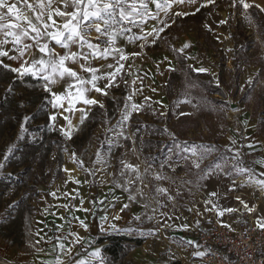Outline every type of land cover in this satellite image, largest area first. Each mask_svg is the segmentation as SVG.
Wrapping results in <instances>:
<instances>
[{"label": "rangeland", "instance_id": "374dc122", "mask_svg": "<svg viewBox=\"0 0 264 264\" xmlns=\"http://www.w3.org/2000/svg\"><path fill=\"white\" fill-rule=\"evenodd\" d=\"M218 1L220 3L214 9L213 3L202 2L199 7L181 12L188 15H176L175 24L159 26L163 27L164 31L159 34V38L162 39H158L156 45L163 41L171 45L178 40L186 41L190 47L186 48L183 54L191 63L187 65L191 68L193 66V70L201 67L208 69L207 72L194 70L202 74L200 78H196L198 80L196 83L191 81L192 74L187 66L185 69L180 67L178 72L181 76L177 79L178 74L174 75L176 78L172 77L174 80L170 86L167 85L169 72L163 83L142 84L138 87L142 88L140 92L133 93L129 84L124 82L112 89L113 95L104 109L95 110V114L101 116L103 121L98 122L99 128H102V123L105 125L106 121L111 122L113 118L118 122L124 111L125 101L131 94L133 98L129 103L143 107L140 111L132 113L125 122L123 131L126 128L130 129L131 123L132 125L134 122L137 123L138 118L150 123L160 119L159 122L167 130L162 146L167 147L169 144L170 147L157 162H149L143 153H140L141 158L136 161L131 158L125 161L124 151L131 149L133 141L137 144L138 140L142 142L141 139H144L146 134L144 131L140 133V139L136 136L138 130H134L136 132H133L132 139L128 138L119 145H112L108 138L109 131L105 128L103 133L96 134L98 124L95 125L93 132H89L92 122L90 117H87L84 124L78 125V130L73 131L71 139H68L49 119L45 123L46 116L49 117L50 96L43 91L40 81L30 77L20 80L16 75H8L7 80L0 82V163L5 164V167L0 169L1 235L14 241L21 238L25 217L21 221L18 214L25 209L27 211L24 210V215L32 216L41 207L36 188L32 186L35 172L42 178H46L48 172L56 177L48 178L46 183L59 181L58 177H63L60 166L63 161L65 163L68 160L83 173L87 191L90 193L88 197L91 196L93 201L95 198L98 205L101 204L100 201H103L102 205H114L115 199H118L129 205L125 209L127 213H131L132 209L141 212L140 215L134 214L135 217H140L139 220L134 219L128 225L124 223L122 226L123 229H133L131 234L125 231L117 233L125 232L128 236L142 238L143 241L152 238L154 245L163 247L161 252H158L159 257L165 253L164 260H172L170 264L181 263L177 259L179 251H183L181 247L196 244L194 232L204 228L202 225H207L213 220L234 224L241 218H247L249 212L241 201L255 209L249 213L254 221L264 222V191L246 183V175L239 176L234 172L226 175L232 171V164L238 163L237 161L228 159L222 172H214L205 177V170L211 165L216 162L223 163L222 158L234 155L229 149L240 147L243 159L241 166L252 168L258 179H264V176H259L262 172L261 165L255 163L263 160L260 150L255 148V145L249 148L244 137L246 126L244 122L248 123L250 120L257 124L256 128L261 136H264L263 29L253 17L250 8L245 10L239 4L235 8L230 7L232 0ZM246 2L252 3L253 7L255 4L264 7V0ZM202 4L205 6L201 7ZM197 8L199 11H196ZM222 20L227 22L221 24ZM132 30L137 31L136 28ZM184 44H179L180 48ZM209 77L214 85L225 90V96L219 93L209 94L203 87V83L210 80ZM249 77L253 78L251 85L247 83ZM9 86L13 88L12 94H6ZM167 94L170 96V103ZM145 97L150 99L145 100ZM230 102L238 103V108L233 109ZM26 116L30 117V120L25 124ZM22 124L27 128V132L24 133L23 139H18ZM44 134L55 142L51 150L48 149V143L41 144L36 154L37 159L31 162L18 153L24 143L37 142ZM174 140L177 141L176 144L181 145L187 142L188 145L211 146L216 151L204 159L197 169L192 161L199 158L173 149L171 145L174 144ZM12 146L14 151L5 161L4 156ZM98 150L103 157L102 163H96ZM176 152L180 155L178 158L175 156ZM72 153L76 154L75 158ZM183 155H188L189 158L182 159ZM76 158L83 161V169L79 163L74 162ZM121 160L138 165L142 174V183L137 180L130 186L132 194L136 195L135 202L129 201L128 192L115 187L116 183L125 182V177L119 174ZM88 170L93 174H89ZM157 175L162 178L156 179ZM46 183L39 186L43 191L46 190L44 188ZM138 189L142 190V196L137 195ZM157 189L167 191L158 192ZM211 193H216V196L210 195ZM206 201L211 203L206 204ZM213 205L216 207L212 211H206ZM228 208L238 211L231 213L225 211L222 217L217 214ZM208 217H211L209 222ZM151 246L153 245L143 247L142 249L146 251L144 253H148L153 248Z\"/></svg>", "mask_w": 264, "mask_h": 264}, {"label": "snow or ice", "instance_id": "6c2138e0", "mask_svg": "<svg viewBox=\"0 0 264 264\" xmlns=\"http://www.w3.org/2000/svg\"><path fill=\"white\" fill-rule=\"evenodd\" d=\"M186 0H0V67L14 73L17 79L23 80L25 77H32L41 82V87L51 99L48 103L52 108L63 109L64 112L73 113L74 111L80 112L79 123L84 124L87 119L88 111L85 108H76L75 105L83 104L85 106L99 105L101 109L104 105L101 101L90 98L87 94L95 91L103 96H107L108 89L119 87V82L124 80L125 62L129 57L139 56L140 53H126L123 48L117 46L119 38L126 39L129 43H135L137 40H142L144 43L140 45L141 48L149 43V37H152L151 44L155 45L159 39V34L164 31L163 27L153 28L152 31L145 32L144 25L149 19L159 20V13L164 12L167 15L168 10L173 3L183 4ZM196 0H187V3H195ZM207 3H215V0H207ZM237 4L241 5L245 10L252 8L253 4L246 2V0H232L230 7L235 8ZM150 5H155L156 12L153 13ZM205 5H201L204 7ZM264 12V7L255 4ZM199 11V8L196 9ZM176 15H188V13H176ZM227 21H220L221 24ZM160 24H165V21L159 20ZM165 26H169L166 25ZM133 28H139L140 34L134 33ZM93 33L95 36L93 37ZM57 47L62 51H57ZM190 44L185 43L183 47L176 50L181 53ZM4 58L9 61L16 62L18 66L13 67L9 63H5ZM111 60V63H104V61ZM167 61V57L164 58ZM97 62V63H93ZM169 71H175L171 67V62L168 61ZM159 71V65H157ZM197 72H207L206 68L194 69ZM163 75V73H161ZM100 82H104L103 87H100ZM253 78L249 77L247 83L251 85ZM64 83L66 85L62 93L53 91V86ZM126 83V81H125ZM132 84L135 85L136 81L133 80ZM142 91V88H134L133 93ZM155 91V89H153ZM13 88L9 86L6 94H12ZM130 94L124 104V111L121 113V118L115 126L119 131L116 132L117 136H124L123 126L131 117L132 113L138 112L143 107L136 103H129L132 101ZM150 99L145 97V100ZM190 102V101H189ZM67 105V106H66ZM62 114V113H61ZM163 115V112H161ZM57 116L52 114L49 116L51 122H55ZM67 121V127H61V134L71 139L73 131L78 128L72 124L69 116H63ZM30 117L24 118L26 124ZM107 123V121H106ZM247 123V122H245ZM107 131H114L110 128ZM27 128L21 125V132L18 139H23L24 133ZM174 136V134H173ZM235 143V141L233 142ZM103 146V144H102ZM176 149L180 153L190 154L192 157H198V160H193V165L199 169L201 162L210 156L216 149L211 146L205 145H188L184 142L183 145L176 144ZM249 148L253 145L249 144ZM67 151V149H64ZM14 146L9 147L4 160L7 161L9 156L13 153ZM234 152L230 158H222L223 163L216 162L205 170V177L214 172H222L227 165L228 159L237 161L238 163L232 164V171L226 173L231 175L234 172L239 176H247L246 183L253 184L260 190L264 191V179H258L252 168L242 167L243 159L239 148L229 149ZM75 158L76 154L72 153ZM188 155H183L182 159L187 160ZM74 162L79 163L83 169V161L78 158ZM103 157L101 151L98 150L96 154V163H102ZM264 167V160L255 161ZM121 169L120 176L125 177L123 184L116 183L115 187L122 188L123 191L129 193V201L135 202L136 195L132 194L131 185L137 180L142 183V174L138 165L127 163L124 160L120 161ZM5 167L4 163H0V169ZM64 171L69 173V169L65 168ZM89 174H93L88 170ZM147 171V169H145ZM127 173V176H126ZM133 176L135 179H133ZM259 176H264V172H260ZM71 178V175H70ZM159 175L156 179H161ZM204 178V177H202ZM80 183V181H75ZM235 183V181H233ZM59 191V189H57ZM112 191V189H110ZM158 192H166V189H157ZM56 197L57 193H50ZM65 198L71 197L75 199L77 196H72L71 193H63ZM137 195H143L142 190H137ZM210 195L216 196V193ZM171 199V197H169ZM239 200L240 198L237 197ZM81 205L83 200L80 201ZM93 205L96 201L91 202ZM103 204V201H100ZM211 203V201H206ZM243 207L249 212L255 209L250 207L246 202L241 201ZM65 210H82L85 213L91 212V208L76 209L75 205L69 204L61 205ZM129 207L124 204L120 209L123 212ZM147 207V205H145ZM216 205L206 211H212ZM192 211V209H189ZM226 212H235L238 209L228 208L219 211L217 214L223 216ZM64 220V216H60ZM73 220L78 221L79 226L87 232L89 225L77 216L72 217ZM120 215H115L112 220H120ZM134 219L139 220L140 217L136 216ZM151 219V217H149ZM109 218L101 216V231L107 232L105 224H108ZM69 223H71L69 221ZM258 227L264 229V222L257 221ZM231 227L230 225H223ZM113 231H125L131 234L133 229H120L116 224L110 225ZM187 228V225L184 226ZM63 224L56 226V232H62ZM38 234V233H37ZM143 234V233H142ZM150 234V233H149ZM69 237L73 239L69 240ZM43 240V237H41ZM85 237L79 235L78 232L69 231L67 235H54L46 242L51 245L52 252L49 255H54V259L41 260L39 264H105V258L102 255V250L97 246L92 251L84 249ZM56 243L53 244L52 241ZM67 241L68 243H65ZM39 243V241H37ZM91 243L90 242V246ZM191 243V242H189ZM77 245L87 252L83 256L81 251H75ZM38 251H43L39 249ZM196 256L203 257L204 252H196ZM77 257H81L77 259ZM35 264V262H34Z\"/></svg>", "mask_w": 264, "mask_h": 264}, {"label": "crops", "instance_id": "0c3cea01", "mask_svg": "<svg viewBox=\"0 0 264 264\" xmlns=\"http://www.w3.org/2000/svg\"><path fill=\"white\" fill-rule=\"evenodd\" d=\"M202 2H207V0H204ZM202 2L196 0L195 3L190 4L187 3L186 0V2L183 4L173 3L171 8L167 12V15H165L164 12L159 13V20L165 21V24L167 25L175 24L176 13H181L186 9L199 7ZM150 8L152 9L153 13L156 12L155 5H150ZM159 20L149 19L147 23L144 25V31L149 32L152 31L153 28H157L161 25H164V24H160ZM136 30L137 31L134 30L132 31L134 33L140 34L141 30L139 28H136ZM94 36L95 33H93V37ZM161 39L162 38H159V40ZM151 40L152 37H149V43L145 47L141 48L140 45L144 43L142 40H137L135 43H129L124 38L118 39L117 46L123 48L126 53H140V55L136 57L130 56L127 62H125L124 80L119 82V86L120 84L126 81V83L129 84L130 90L133 91L134 88H138L142 86V84L152 85V84H156L157 82L163 83L165 81L163 79L167 77L166 75L168 74L167 72H169L170 75L169 80H170L171 73L173 71L168 70L169 67L168 61L171 62V67L174 68L175 70H178L180 68V60L177 58L176 50L180 49L179 44H184L186 41L179 42L178 40V42L176 41L173 45H171L170 43H166L167 41L165 42L163 41L162 43H157V45L156 44L153 45L151 44ZM57 51H62V50L57 47ZM165 57H167V61L164 60ZM185 58L187 59L186 55ZM4 61L5 63L11 64L13 67L18 66L16 62L9 61L7 60V58H4ZM111 62H113L111 58H109V60L107 61H104V63H111ZM187 62L190 63L188 59ZM93 63H97V62H93ZM157 65H159V71L157 70ZM161 73H163V75H161ZM133 80L136 81L135 85L132 84ZM169 80L167 82L168 86H169ZM103 85L104 82H100L99 86L103 87ZM65 87L66 85L64 83H60L53 86V91L57 93H62ZM112 89L113 88L108 89L109 94L107 96H103L99 93H96L95 91H92L87 95L90 98H95L101 101L105 108L106 103L108 104V102L110 101L109 99L113 95L114 91ZM167 96L170 103L171 100L169 94H167ZM75 107L85 108L88 111L87 117H91V115L94 113L97 107H99V105L85 106L83 104H77L75 105ZM48 109H50L49 116L52 114H55L57 116L56 121L51 122V124L57 126L59 131L61 127H67V121L63 119V116H69L74 126L77 127L78 125H80L79 111H74L73 113L64 112L63 109L52 108L50 103ZM99 121H101V116L98 122ZM115 121L116 118H113L111 122H107L105 125L102 123V128H99L100 124H98L97 122L98 126L96 125L97 126L96 134L103 133L104 128L105 130L112 128L114 129V131H109V136H108L109 142L112 145L113 144L119 145L120 143L125 142L126 139H124L123 136L116 135V132L119 131V129L115 128V126L117 125V122ZM237 123L240 124L239 121H237ZM159 124L162 125L160 122ZM256 125L254 124L253 120H250L248 121V123H246V126L244 127L245 142L247 145L249 144L255 145L254 147L260 150L259 152L261 154L262 159L264 160V136H261V133H259V130L256 128ZM133 132L136 131H134L131 123V128L130 129L128 128V130L127 128L125 129L124 136H127L128 138L132 139ZM141 144L142 142L140 140H138V144L134 141L131 143V149L124 151L125 161L129 160L130 158L134 159L135 161L137 159H140L141 158L140 153H143V155L145 156L144 152L142 151ZM63 163L64 161L62 162L63 166L62 165L60 166L61 170H63L62 172L63 177L59 176L58 177L59 181L54 180L49 183H46L48 181V178L53 177L56 179V177L54 175L52 176L51 172H48L47 177L42 178L39 173L35 172L36 175L40 176V179L38 180V184L36 185L37 188L40 185L46 183L44 185V188L46 189L45 191H43L41 187L38 188L39 191L38 196L40 202L39 205L41 207L35 212V214H32V216H30L29 214L22 216V219L24 217L25 218L21 231L23 232V234L19 240L14 241L12 239H8V237H5V235L0 234V258L17 264H34V262L35 264H39L41 260L54 259V255H49V253L52 252V247L46 241L50 237H53L54 235H67L70 230L78 232L79 235L86 238L84 241V249H87V251H92L94 250L95 247L98 246L102 250V255H103L104 247L108 243V241L98 242V238H100L101 235H107L109 233L117 232V231H113L110 225L114 223L117 225L118 228L123 229L122 226L124 223L128 225V223H131L132 220L134 221L135 213H137L138 215L141 214L140 211H136L133 209L131 213L130 212L127 213L126 210L121 212L120 209L124 205V201L118 199H115L114 205H106V204L98 205L97 200L94 198L96 204L93 205L91 203L93 201L92 197L91 196L88 197L90 193H88L87 191L83 173L80 171V169L76 168L69 160L64 164ZM65 168L71 170L70 171L71 178L69 173H66L64 171ZM261 170L262 172H264V167H261ZM75 181H80V183H76ZM57 189H59V191H57ZM52 192H56L57 196L56 197L52 196L50 194ZM66 192L71 193L72 196H77V193L79 195L75 199H72L71 197L65 198L62 194ZM81 199L83 200L82 205L80 203ZM63 204H69L70 209H71V205L74 204L76 206V209L91 208L92 211L85 213L82 210H65L63 207H61V205ZM115 215H120L121 219L112 220V217ZM60 216H64L65 219L61 220ZM73 216L79 217L81 220H84L85 223L89 225V229L87 232H85L79 226L78 221L72 219ZM101 216H107L109 218L108 224L104 225L105 228L108 229L107 232L101 231L100 228ZM210 218L211 217H208V222ZM69 221L71 223H69ZM59 224H63L64 228L62 232L58 233L56 232V226ZM207 225H202V226L206 228ZM41 237H43V240L41 239ZM71 239H73V237H69V240ZM37 241H39V243H37ZM90 242H94V243H91L90 246ZM52 243L55 244L56 241L53 240ZM65 243L68 242L65 241ZM151 244L153 245L151 246L153 248H151V250L148 251V253H144L145 250H143L142 248L143 247L145 248ZM181 248L183 249V247ZM39 249H43V251L42 252L38 251ZM161 249H163V247L161 245H154V240L150 238L143 241L142 245L132 249V251L128 254L127 258L130 261L134 262L135 264H163V263L170 264L172 260H168V259H167L168 261L164 260L166 259L164 255L165 253L162 255V257L161 256L159 257L158 252H161ZM75 251H81L83 256L87 255V252L81 249L80 245H77L75 247L74 252ZM185 254L186 251L184 249L183 251L180 250L177 259L179 260V258L181 256H184ZM79 258L81 257H77V259ZM105 264L107 263L105 262Z\"/></svg>", "mask_w": 264, "mask_h": 264}, {"label": "trees", "instance_id": "16d2710c", "mask_svg": "<svg viewBox=\"0 0 264 264\" xmlns=\"http://www.w3.org/2000/svg\"><path fill=\"white\" fill-rule=\"evenodd\" d=\"M220 3V1L215 0V3H213L212 8L214 9L215 6ZM211 8V7H210ZM210 10V9H209ZM250 11L252 12L253 17H255L257 19V21L261 24L262 26V34L264 33V12H262L261 10V18H260V11H258L257 8L252 7L250 8ZM264 35V34H263ZM176 55L177 58L180 60V67L185 69L188 68L189 72H191V76L193 78V80L190 79L191 81H193L194 83H196L198 80H196V78H200V76H202V74L194 72V70L187 65V59L185 58V55L179 51H176ZM6 72V74L4 73ZM4 73V75L2 74ZM178 77L177 79L181 76L178 72V70H175L171 73V78L169 80V86L172 84L174 78V75H177ZM8 75H15L14 73H11L10 71L0 67V82H4L5 80L8 79ZM30 77V76H29ZM31 78V77H30ZM209 81H206L203 83V87H205V89H207V91L209 92V94H221L222 96L226 95V92L223 88H221L220 86L214 85L211 81V78L209 77ZM225 104L228 105V103H226L224 101ZM97 109H101L100 107H97ZM96 109V110H97ZM91 122L92 125H90L89 127V132H92L95 128V125H97L98 120L100 119V117L98 115L94 113L91 115ZM49 117L46 116L45 119V123L48 122ZM159 120H157V122H147L142 118H138L137 119V123H133V129L134 130H138V135L137 137H140V133L142 131H144L146 134L144 136V139L142 140V151L145 153L146 158L149 160V162H157L160 160V157H163L164 154L167 152V149L170 147V145L168 144L167 147H163V137L167 135V130L163 125L159 124ZM0 124H1V117H0ZM47 133V132H46ZM50 137H48L47 134H44L43 138L41 140H37V142H26L24 143L22 149H20L18 151V153L21 156L26 157V160H29V162L37 159V151L39 149V146L41 144H45L48 143V149L51 150V148L53 147V145L55 144L54 140H49ZM176 140H174V144H172L171 146L173 147V149L175 148L176 150ZM169 143V142H168ZM174 150V151H175ZM50 152V151H49ZM176 158H178L180 155L175 154ZM40 179L39 175H36L33 179L32 182V186L34 188H36V195L39 193L38 188H37V184H38V180ZM29 208V206H28ZM25 210V209H24ZM24 210L22 212H20V214H18L19 219L22 221V216L24 215ZM27 211V210H25ZM101 241H108V243L105 245L104 247V252H103V257L105 258V262L107 264H135L134 262L130 261L127 256L128 254L132 251L133 248L139 246L142 244L143 239L142 238H137V237H130L128 236L126 233L124 232H119V233H109L107 235H101L100 238H98V242Z\"/></svg>", "mask_w": 264, "mask_h": 264}, {"label": "built area", "instance_id": "2783aa9c", "mask_svg": "<svg viewBox=\"0 0 264 264\" xmlns=\"http://www.w3.org/2000/svg\"><path fill=\"white\" fill-rule=\"evenodd\" d=\"M247 215L234 224L213 220L206 228L195 230L196 244L183 247L186 254L179 255L180 264H264V229ZM196 252L205 255L196 256ZM0 264L17 263L0 258Z\"/></svg>", "mask_w": 264, "mask_h": 264}, {"label": "water", "instance_id": "95a60500", "mask_svg": "<svg viewBox=\"0 0 264 264\" xmlns=\"http://www.w3.org/2000/svg\"><path fill=\"white\" fill-rule=\"evenodd\" d=\"M231 103V107L234 108V107H237L238 106V103L236 102H230Z\"/></svg>", "mask_w": 264, "mask_h": 264}, {"label": "bare ground", "instance_id": "6f19581e", "mask_svg": "<svg viewBox=\"0 0 264 264\" xmlns=\"http://www.w3.org/2000/svg\"><path fill=\"white\" fill-rule=\"evenodd\" d=\"M236 108H238V107H234L233 109H236ZM238 111V110H237Z\"/></svg>", "mask_w": 264, "mask_h": 264}]
</instances>
